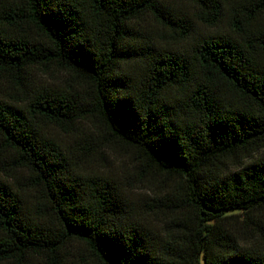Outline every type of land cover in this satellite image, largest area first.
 Wrapping results in <instances>:
<instances>
[{"label":"trees","instance_id":"trees-1","mask_svg":"<svg viewBox=\"0 0 264 264\" xmlns=\"http://www.w3.org/2000/svg\"><path fill=\"white\" fill-rule=\"evenodd\" d=\"M0 264H264V0H0Z\"/></svg>","mask_w":264,"mask_h":264},{"label":"rangeland","instance_id":"rangeland-1","mask_svg":"<svg viewBox=\"0 0 264 264\" xmlns=\"http://www.w3.org/2000/svg\"><path fill=\"white\" fill-rule=\"evenodd\" d=\"M147 26L151 29L157 28V25L151 20L148 21ZM150 35L151 33H148V31L138 34L139 37ZM59 135L60 138L69 142H74L75 140L80 141L82 138L79 134L71 135L60 132ZM82 142L84 143V141ZM90 166H92L93 169L105 168L106 171L120 176L124 181L129 180L136 194H140L143 197L146 195L144 187L149 183L147 181L140 182L137 177L134 176L133 158L127 150L123 148L104 149L101 153L93 155ZM163 179L164 178H162V180Z\"/></svg>","mask_w":264,"mask_h":264}]
</instances>
